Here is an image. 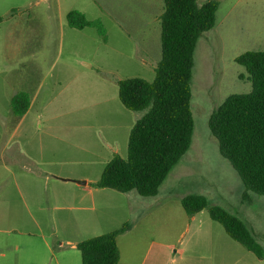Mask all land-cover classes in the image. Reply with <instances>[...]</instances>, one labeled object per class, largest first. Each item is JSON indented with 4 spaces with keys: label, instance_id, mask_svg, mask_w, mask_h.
Returning a JSON list of instances; mask_svg holds the SVG:
<instances>
[{
    "label": "rangeland",
    "instance_id": "rangeland-1",
    "mask_svg": "<svg viewBox=\"0 0 264 264\" xmlns=\"http://www.w3.org/2000/svg\"><path fill=\"white\" fill-rule=\"evenodd\" d=\"M219 1L215 23L201 33L194 51L190 85L194 127L188 150L156 195L131 191L139 201L128 210L123 207L122 196L126 195L121 193L108 209V226L116 228L123 222L134 225L132 231L118 237L123 254L127 241L139 238L134 261L144 259L150 264L153 251L159 249L161 264H199L197 259L208 254H212L210 264H264V256L259 259L253 253L218 243L215 238L220 240L221 234L209 235V229L221 225L208 217L206 209L190 221L180 203L185 194L204 195L209 203L242 219L264 253V194L247 191L243 198V184L220 154L207 124L225 96L251 88L245 67L235 57L246 50H264V0ZM162 5L163 0H0V150L16 121L10 111V97L16 91H26L22 79L30 69L38 68L46 76L41 102H47L44 109L48 113L45 116L42 111L31 127L59 135H45L49 154L66 167L83 165L78 163L87 155L80 147L86 141L93 142L96 132L98 139L107 143L106 133L110 134L114 151L125 155L128 129L143 111L121 104L116 80L127 76L152 79L160 56ZM72 8L89 18H99L107 41L102 42L94 28L68 27L65 14ZM54 147L58 149L53 151ZM109 153L103 156L108 158ZM48 209L52 215L63 212ZM194 228L201 229L195 238L204 242L192 243ZM209 238L213 242L206 241ZM167 242L184 247L186 252L177 255L172 251L171 260L164 246Z\"/></svg>",
    "mask_w": 264,
    "mask_h": 264
},
{
    "label": "trees",
    "instance_id": "trees-1",
    "mask_svg": "<svg viewBox=\"0 0 264 264\" xmlns=\"http://www.w3.org/2000/svg\"><path fill=\"white\" fill-rule=\"evenodd\" d=\"M219 0H163L159 13L160 56L154 75L148 80L127 76L116 80L117 97L132 111H143L131 125L126 154L114 152L92 184L120 192L136 191L154 196L173 166L188 150L194 127L191 112V77L194 51L202 32L215 23ZM14 8L8 15H12ZM2 17L0 16V20ZM68 27L94 28L102 42L106 29L99 18H89L72 8L65 14ZM244 66L251 88L230 93L211 112L208 128L216 138L220 154L238 174L247 191L264 194V50H246L235 57ZM30 93L19 90L9 100L10 111L21 116L28 109ZM188 216L206 209L209 218L257 258H263L261 245L245 222L218 204L209 203L199 193L180 198ZM130 227L128 222L76 243L80 264H117L116 238Z\"/></svg>",
    "mask_w": 264,
    "mask_h": 264
},
{
    "label": "crops",
    "instance_id": "crops-1",
    "mask_svg": "<svg viewBox=\"0 0 264 264\" xmlns=\"http://www.w3.org/2000/svg\"><path fill=\"white\" fill-rule=\"evenodd\" d=\"M26 76L27 79L23 78L22 81L30 93L28 109L21 116H16L14 129L0 150V264H80L76 243L115 228L107 225L108 209L112 208L114 197L126 195L122 196L123 207L128 210L139 200L131 191L120 192L92 184L99 178L105 162L116 152L110 134L106 133L109 140L107 143L98 139L94 132L93 142L86 141L80 147L87 157L83 163H78L83 165L77 167H66L54 159L55 155L49 154L45 135L52 138L59 135L36 131L31 127L32 121L41 117L42 111L45 116L48 113L44 109L47 102H41L46 76L38 68L30 69ZM54 148L53 151L58 149ZM108 153L110 155L105 158ZM48 208L63 212L52 215ZM197 213L189 216L190 221L195 220ZM133 229L134 225H130L127 231L116 238L119 248L117 264H145L144 259L134 261L137 256L133 252L138 247L139 238L127 241L123 247L127 250L125 254L119 246L118 237ZM199 232V228L191 232L194 235L193 244L200 241V238H195ZM208 234H221L220 240L215 238L218 243H225L244 253H252L232 239L222 226L209 229ZM209 239L206 241L213 242ZM190 241L191 237L188 243ZM200 242H204V239ZM164 246L171 256L172 251L177 255L186 252L184 247H176L172 242ZM151 257L150 264H161L162 253L159 249L153 251ZM211 258L212 254H208L197 260H200L199 264H210Z\"/></svg>",
    "mask_w": 264,
    "mask_h": 264
}]
</instances>
